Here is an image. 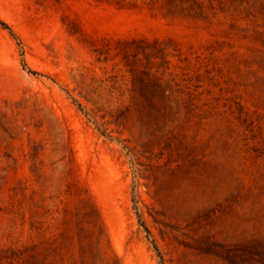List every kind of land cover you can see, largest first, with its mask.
<instances>
[{"label": "rangeland", "instance_id": "1", "mask_svg": "<svg viewBox=\"0 0 264 264\" xmlns=\"http://www.w3.org/2000/svg\"><path fill=\"white\" fill-rule=\"evenodd\" d=\"M0 264H264V0H0Z\"/></svg>", "mask_w": 264, "mask_h": 264}]
</instances>
